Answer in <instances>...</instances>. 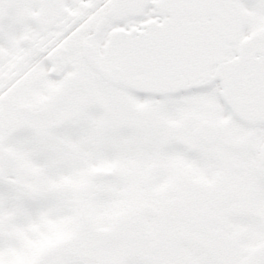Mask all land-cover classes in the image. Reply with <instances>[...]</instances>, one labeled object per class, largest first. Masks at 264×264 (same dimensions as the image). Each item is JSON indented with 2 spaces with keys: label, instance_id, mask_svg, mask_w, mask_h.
Instances as JSON below:
<instances>
[{
  "label": "snow or ice",
  "instance_id": "1",
  "mask_svg": "<svg viewBox=\"0 0 264 264\" xmlns=\"http://www.w3.org/2000/svg\"><path fill=\"white\" fill-rule=\"evenodd\" d=\"M0 264H264V0H0Z\"/></svg>",
  "mask_w": 264,
  "mask_h": 264
}]
</instances>
